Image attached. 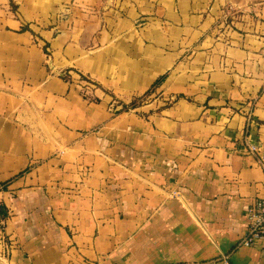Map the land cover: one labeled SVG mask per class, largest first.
Returning a JSON list of instances; mask_svg holds the SVG:
<instances>
[{
  "label": "crops",
  "instance_id": "0c3cea01",
  "mask_svg": "<svg viewBox=\"0 0 264 264\" xmlns=\"http://www.w3.org/2000/svg\"><path fill=\"white\" fill-rule=\"evenodd\" d=\"M263 76L264 0H0L7 264H264Z\"/></svg>",
  "mask_w": 264,
  "mask_h": 264
},
{
  "label": "built area",
  "instance_id": "2783aa9c",
  "mask_svg": "<svg viewBox=\"0 0 264 264\" xmlns=\"http://www.w3.org/2000/svg\"><path fill=\"white\" fill-rule=\"evenodd\" d=\"M264 87V76H263ZM259 147L248 143V151L258 152ZM263 160V159H262ZM246 231L239 240L240 246H252L264 242V196L256 198L245 210Z\"/></svg>",
  "mask_w": 264,
  "mask_h": 264
},
{
  "label": "rangeland",
  "instance_id": "374dc122",
  "mask_svg": "<svg viewBox=\"0 0 264 264\" xmlns=\"http://www.w3.org/2000/svg\"><path fill=\"white\" fill-rule=\"evenodd\" d=\"M63 76L66 79H71L68 73L63 74ZM77 80H79L77 84L81 86L80 92H82L88 98L96 99L94 91L97 85L85 76H77ZM133 103L135 104V102L133 101L130 105H132ZM7 243H9V241L0 232V264H7V258L9 253Z\"/></svg>",
  "mask_w": 264,
  "mask_h": 264
},
{
  "label": "trees",
  "instance_id": "16d2710c",
  "mask_svg": "<svg viewBox=\"0 0 264 264\" xmlns=\"http://www.w3.org/2000/svg\"><path fill=\"white\" fill-rule=\"evenodd\" d=\"M164 80V76H161L159 77L155 83L153 84V86H157L159 85L162 81ZM150 92V89L147 91V93ZM134 104V103H133ZM20 174V173H19ZM12 179H9L7 181H4V182H1L0 183V190H3V189H7L8 187V184L11 182ZM9 215V210H8V207L0 201V220H3L5 218H7Z\"/></svg>",
  "mask_w": 264,
  "mask_h": 264
}]
</instances>
